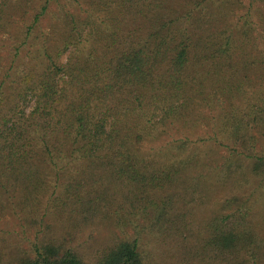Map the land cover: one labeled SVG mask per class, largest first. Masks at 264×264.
I'll list each match as a JSON object with an SVG mask.
<instances>
[{
    "label": "trees",
    "instance_id": "16d2710c",
    "mask_svg": "<svg viewBox=\"0 0 264 264\" xmlns=\"http://www.w3.org/2000/svg\"><path fill=\"white\" fill-rule=\"evenodd\" d=\"M263 132L264 0H0V264H264Z\"/></svg>",
    "mask_w": 264,
    "mask_h": 264
},
{
    "label": "rangeland",
    "instance_id": "374dc122",
    "mask_svg": "<svg viewBox=\"0 0 264 264\" xmlns=\"http://www.w3.org/2000/svg\"><path fill=\"white\" fill-rule=\"evenodd\" d=\"M255 134H257V133H255ZM258 136L261 139L260 140L261 144L259 146H257V149L260 146L264 145V132L259 134ZM230 153L231 152L228 151L227 148L222 149L219 151L218 158L222 161L223 157L227 158L228 156H230ZM230 161H235V159L232 157L230 159ZM254 181H256V182L251 186V192L254 194L251 193L252 194V197L250 200L251 202L249 201L248 207H251V205L253 203L252 213H253L254 219L257 222V224H259L258 225L259 231L264 235V196L260 197L259 192L261 190L259 188H258L259 192H255L253 190L255 187H257L256 185L259 184L258 179L257 180L255 179ZM10 217L11 216L6 215L0 219V251H7L9 254H13L14 253V247L16 244V237L14 235L12 228L10 227V226L13 227L12 219H11L12 217L11 218ZM8 232H10V233H8ZM94 234H96V232ZM106 234H107V231L102 230V232L99 233V235L97 234V236L104 238L106 236ZM25 244L27 245L26 242H25ZM25 244H23V246H25Z\"/></svg>",
    "mask_w": 264,
    "mask_h": 264
}]
</instances>
